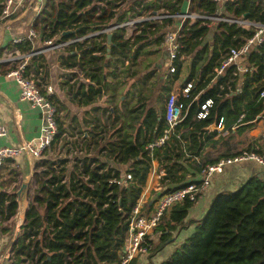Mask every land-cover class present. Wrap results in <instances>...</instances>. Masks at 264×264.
<instances>
[{"label":"trees","instance_id":"1","mask_svg":"<svg viewBox=\"0 0 264 264\" xmlns=\"http://www.w3.org/2000/svg\"><path fill=\"white\" fill-rule=\"evenodd\" d=\"M5 1L0 0V21ZM117 2L119 0H47L33 27L43 43L62 42L118 24L125 18H134L139 15L137 7L149 13L173 16L181 13L186 4L185 0H164L163 4L145 7L138 3L130 6L112 24L117 15ZM191 3L192 12L200 15L245 20L264 26V0L222 3L192 0ZM173 20L169 17L141 22L136 25L138 34L127 39L123 29L114 31L110 56L116 62L135 63L143 48L152 43L155 46L163 44ZM208 24H211L210 20L186 21L178 33L182 58L174 59L175 72L171 76L177 79L182 69L181 61L190 58L189 73L179 88L187 84H191V88L186 96L179 97L182 118L169 141L161 148L147 149L167 125L164 108L160 114L153 108L145 110L147 100L144 98L138 100L137 104L142 103L138 108L126 109L112 141L107 143L104 136H99L92 142L93 148L106 144L100 151H104V158L112 161V167L90 156L78 159L80 164L74 165L71 171L66 168V159L37 163L33 202L12 245L9 264H121L130 214L146 185L153 161L164 173L159 180L160 194L192 183L199 184L205 167L221 160L248 154L264 160V147L259 148L247 135L258 118L264 116V97H261L264 92V41L254 46L240 63L248 67L247 72L230 65L225 74L218 76L216 69L229 51L243 46L253 35V30L236 23L218 22L212 42L207 43ZM65 31L72 33L63 36ZM106 49V35L92 36L69 45L65 49L67 56L60 57L62 65L77 67L89 80L87 85L76 86L75 97L80 103L95 101L109 89L112 93L115 91L103 77L104 68L113 61L106 62ZM10 50L28 54L32 52L31 43L24 39L10 45ZM42 57L32 59L31 71L36 73L38 68L44 71ZM14 69L11 65L7 73ZM123 72L122 81L125 82L129 67ZM46 75L44 72V77ZM112 75H116L114 70ZM171 91L169 86L162 90L167 97ZM49 99L53 104H59L56 98ZM208 101L211 105L205 118H199L201 106ZM114 117H120L115 110ZM213 124L228 133L222 135L217 130L211 131L209 127ZM59 131L65 132L60 121ZM90 146L87 144V148ZM122 174L132 178L126 187L120 184ZM193 205L186 199L163 215L145 240L150 259L172 244L174 235L191 223L185 220ZM16 210L15 196L0 193V220L10 219ZM136 262L137 258H134L130 264ZM159 264H264V178L252 175L236 190L217 193L208 211L196 221L193 232Z\"/></svg>","mask_w":264,"mask_h":264},{"label":"crops","instance_id":"2","mask_svg":"<svg viewBox=\"0 0 264 264\" xmlns=\"http://www.w3.org/2000/svg\"><path fill=\"white\" fill-rule=\"evenodd\" d=\"M11 1L12 10L10 16L0 21V61L8 60L9 55L14 53L10 50V45L14 44L13 41L16 38L29 40L32 51L43 50L42 60L45 66L44 72L47 74L45 79L56 92L55 98L61 108L60 123L63 131L76 138L73 143L79 152L76 159L86 156L96 157L112 167V161L104 158V151H100L106 144L101 143L98 148H93L95 145L92 142L98 139L99 136L105 137L107 131L109 137L106 138V142L112 141L116 137V130L120 128L123 122L122 117L126 109L132 107L133 104L135 108L142 105V103L137 104L138 100L146 98L145 110L150 108L156 110L153 100L155 101L156 98H160V95H163V88L169 86L172 91L174 90L175 94H178L181 90L179 87L185 82L189 73L191 59L187 58L181 61V72L177 79H173L171 76L173 74L168 73V50L163 44L155 46L152 43L147 48H143L136 62L129 64L127 61L125 63L116 62L114 57L110 56V40V44L107 42L105 60L106 62L108 60L113 61L109 66L107 63L105 64L108 67L104 68L103 77L106 83L114 86L115 91L112 93L109 86V90L106 89L107 91L99 99L88 103H80L78 97H75L76 86L80 84L87 85L88 81H86L83 73L77 67L66 68L62 65L60 57L67 56V51L60 50L55 52L45 46L33 27L34 20L43 10L45 2L41 0ZM191 11L190 4L186 1L185 8L181 13L187 14ZM125 19L129 20V18ZM174 20L177 22L175 21L168 31H179L184 25L181 24L179 18H174ZM216 27L217 24H212L209 27L210 34L205 38V42H212ZM30 32H33L34 35L31 36ZM108 49L109 52H107ZM8 62H0V126H5L8 130L6 137L0 138V148H17L39 136L43 116L39 108L32 107L28 102L20 100L18 84L13 78L6 75L7 70L11 67ZM128 67L129 72L126 74V81H121L124 78L122 77L123 71L126 68L128 69ZM133 68L135 69L132 70ZM73 69L76 71H70ZM113 70L115 71V76L112 75ZM114 110L116 115L120 116L119 118L114 117ZM122 110L123 112L120 114ZM109 112L111 116H109ZM157 113L160 114L161 112L157 111ZM138 124L140 125L141 121ZM110 125L111 127H109ZM209 129L211 131L217 130L222 135L228 133L222 127L218 128L214 124ZM247 135L253 139L254 144L259 148L264 147V145L260 146L264 143V140L260 142L264 138V116L258 118L255 127ZM87 144L91 146L87 148ZM75 160H70V157L66 159V168L69 171L72 170ZM36 164L35 159L23 152L0 166V193L13 194L16 203L18 200L17 192L22 183L27 179L29 181L31 179L25 203L22 206L17 203V210L10 219L6 221L0 220V264H8L6 256L11 250L14 240L18 237L21 226L25 221L27 210L33 202L31 188L32 182H34V173L37 170ZM119 169L124 172V169ZM162 175L163 169L159 167L156 161H153L146 185L137 201V203L142 205L143 209L151 210V202L155 198V196H150L151 191L156 189V179H160ZM252 175H259L264 178V167L253 160L235 162L225 166L221 173L212 175L209 187L202 193L188 213L185 222L191 223H188L184 230L178 231L174 235L173 243L167 245L162 251L153 256L150 262L159 264L165 261L176 248L183 244L189 234L193 232L196 221L200 220L208 211L217 193L224 190H236L242 182ZM20 179L23 180L18 188ZM159 191L155 192L159 194ZM154 241L156 242V240ZM141 260L139 259V262L145 264Z\"/></svg>","mask_w":264,"mask_h":264},{"label":"built area","instance_id":"3","mask_svg":"<svg viewBox=\"0 0 264 264\" xmlns=\"http://www.w3.org/2000/svg\"><path fill=\"white\" fill-rule=\"evenodd\" d=\"M41 1L45 3L47 2V0ZM191 1L192 0H188V4H191ZM213 1L222 3V1L233 0ZM11 10L12 1L6 0L3 4L1 19L9 17L11 14ZM169 17L179 18L181 20V24H184L186 21L195 22L197 20H213L216 22L236 23L245 29L253 30V35L246 41L243 46L237 49H231L229 51V53L226 55V58L223 60L222 65L218 69H216V74L218 76L225 74L227 67L230 65L237 66V68L243 73L247 72L248 67L241 65L240 63L245 60V56H247L249 51L252 50L254 46L261 45L264 41V26L245 20H231L220 16L208 17L194 13L192 11L187 14L178 13L173 16L159 15L156 14V12H152L151 18L149 20H161ZM129 21H127V23L122 22L119 24H114L102 30L95 31L93 33H89L85 36L75 39H69L62 42H57L55 40L47 41L44 42V45L54 51L65 50L69 45L74 43H81L92 36H103L109 33H113L118 29L126 28L127 26H129ZM138 22L139 21H133L135 27H137L136 25ZM211 25L212 24H208L209 27ZM180 30L176 32H172L169 30L166 32L164 37L163 46L168 50V73L170 74H174L175 72V66L173 63L174 59L177 56H179V58H182V56L180 55V48L182 47L179 44L178 39V33L180 32ZM30 35L32 36L34 35V33L30 32ZM22 40L24 39L16 38L13 43L18 44ZM42 53L43 50L32 51L28 54H21L18 51H15L14 53H11L9 55L8 60H1L3 62L9 61L8 63L10 65L13 64L15 66V69L9 71L6 75L7 77L13 78L18 84L20 88V100L26 101L32 107L39 108L41 110L43 123L40 129L39 136L34 140L27 142L23 146L17 148H0V166L8 160L16 158L23 152H26L29 156L35 159L36 163H40L43 160H50L56 163L59 160L68 159V157H70V160L74 161L78 156L79 152L73 144L76 138L72 137V135L66 132L61 134L59 131L61 110L57 104H53L49 99V97H56L55 90L46 82L44 71L42 68H38L36 73L29 69L32 59L34 57L42 55ZM86 81L89 82L88 79H86ZM190 88L191 84H187L179 91L178 94L170 93L169 96L166 97L164 104V119L167 127L163 130L161 136L157 137L148 144V150L152 151L156 148H161L167 143V141H169L174 127L181 121L182 118V105L179 103V97L180 95L186 96ZM261 97H264V92L261 93ZM210 105L211 101H208L206 102V105L201 106L202 113L199 114V118H205L207 108ZM242 117L243 114L240 116V118ZM7 131L8 130L5 126H0V138H5L7 135ZM77 160L78 159L75 160L74 165L80 164ZM247 160L256 161L258 164L264 167V160L254 154L243 155L235 159L221 160L216 164L205 167L201 174L199 184L192 183L186 187L179 188L170 193H160L155 195V198L151 202V210L143 209L141 204L136 203L130 214L127 241L122 251L123 256L121 259V264H130V262L134 258H137L140 255L148 254V245H146L145 243L146 237L153 233L155 228L159 225L161 218L167 211H169L175 205L182 203L186 199L195 204L202 193L209 187L210 178L212 175L221 173L225 166L231 165L235 162ZM56 167L57 166H54V168ZM131 180V175L122 174L120 184L126 187L128 185V182H130ZM11 254L12 250H10L6 256L8 264L11 258Z\"/></svg>","mask_w":264,"mask_h":264},{"label":"rangeland","instance_id":"4","mask_svg":"<svg viewBox=\"0 0 264 264\" xmlns=\"http://www.w3.org/2000/svg\"><path fill=\"white\" fill-rule=\"evenodd\" d=\"M163 1L164 0H158V1L157 0H119V2L116 3L117 4V9H116L117 10V15L115 16V19L111 21V23L112 24L115 23L116 20L119 17L123 16L124 11H127L130 8V6L139 5L138 3L142 4L143 7H145V6H151V4H153V3H157V5H159L161 3L163 4ZM185 1L188 2V0H185ZM191 5H192V3H191ZM137 11L139 12V15L134 16V18H129V20H131V21L126 20V19L125 20L122 19L123 20L122 22H125V23H127V21H129V23H128L129 26H127L126 28H122L123 29V32H124V35H125L124 37L126 39L127 38H130L134 34L135 35L138 34V32H139V31H136L135 30L136 27L134 26L135 24L133 23V21H139L137 23V24H139V23L144 22V21H147V20H149L151 18V15H152L151 12H150L151 13L150 14L149 11H146V10L145 11L144 10L142 11V9H140V7H137ZM160 12H162V11H160ZM151 20H153V19H151ZM175 21L176 20H173V22H175ZM122 22H120V23H122ZM217 23L218 22L211 20V24H217ZM55 52H57V51H55ZM11 65H13V64H11ZM134 69L135 68H133L132 70H134ZM70 71L75 72L76 70L73 69V70H70ZM171 93H174V90L171 91ZM166 97L167 96L165 94H163V95H160V98H156L155 101L153 100V102H154L153 104L156 105L155 107H156V110L157 111L161 112V108L164 106V102H165ZM122 112H123V110L120 111V114H122ZM117 125H120V124H117ZM109 127H111V125ZM107 137H109L108 131H107V134L105 135V138H107ZM263 140H264V138L262 140H260V142H262ZM263 145H264V143L262 145H260V146H263ZM22 180L23 179H20L19 184H18V188H19L20 184L22 183ZM159 180L160 179H156V184H157L156 189L151 191V195L150 196H152V197H154L157 194L155 191L161 190V185L159 184ZM31 189H32V194H31V198H32V196H33V194H34V192L36 190V186L34 185V182H32V188ZM152 194H154V195H152ZM156 239H157V237L155 236L154 240H156ZM14 241H16V239ZM147 255H140V256H138L137 257L136 264H141L139 262V259H142L143 261L142 260L141 261L144 262L145 264H153L149 260L150 259L149 258V255L148 256Z\"/></svg>","mask_w":264,"mask_h":264},{"label":"water","instance_id":"5","mask_svg":"<svg viewBox=\"0 0 264 264\" xmlns=\"http://www.w3.org/2000/svg\"><path fill=\"white\" fill-rule=\"evenodd\" d=\"M72 32L71 31H65L63 32V36H67V35H70ZM111 33L110 34H107V42L108 44H110V40H111ZM107 52H109V49L107 50ZM31 181V179H30ZM30 181L27 179L26 181H24L19 189V191L17 192V197H18V200H17V203H19V205H23V203H25L26 201V198L28 196V193H29V184H30Z\"/></svg>","mask_w":264,"mask_h":264}]
</instances>
